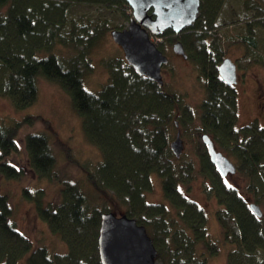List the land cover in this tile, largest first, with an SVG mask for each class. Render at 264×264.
I'll return each mask as SVG.
<instances>
[{
    "label": "trees",
    "instance_id": "16d2710c",
    "mask_svg": "<svg viewBox=\"0 0 264 264\" xmlns=\"http://www.w3.org/2000/svg\"><path fill=\"white\" fill-rule=\"evenodd\" d=\"M227 3L201 0L198 18L178 36L204 79L205 96L196 114L181 95L140 75L125 58L110 61L108 82L99 90L85 86V75L93 66L89 51L106 31L124 24L109 25L103 18L75 15L73 10L77 5L104 8L125 21L131 13L126 0H0V95L24 109L38 97L39 77L57 83L70 95L86 138L101 152L99 162L85 164L86 179H72L61 174L47 133L25 136L31 169L59 182L60 188L57 201L46 200L42 188H25L24 197L34 202L51 231L67 242L68 250L56 253L34 246L12 219L8 196L0 193V264L21 260L25 264H101V214L112 210L96 208L89 188L146 226L162 264H207L218 254L219 244L208 231L205 210L182 190L197 170L211 181L209 191L218 202L216 218L223 240L233 246L228 264H264V213L259 217L250 207L252 202L264 207V126L237 128V91L219 74L221 61L234 45L244 48L238 67L264 66V0H244L242 8L248 14L242 12L236 18L224 11ZM65 48L70 50L68 55L62 51ZM195 117L201 128L197 129L194 165L177 157L170 144ZM16 125L0 122V174L6 178L23 173L6 160L18 149ZM204 132L213 135L219 149L249 179L246 190L254 201L225 182L210 160L201 136ZM153 174L161 178L167 202L147 201Z\"/></svg>",
    "mask_w": 264,
    "mask_h": 264
},
{
    "label": "rangeland",
    "instance_id": "374dc122",
    "mask_svg": "<svg viewBox=\"0 0 264 264\" xmlns=\"http://www.w3.org/2000/svg\"><path fill=\"white\" fill-rule=\"evenodd\" d=\"M243 1L228 0L224 11L230 16L235 15V18L242 15V12L248 14L242 8L244 7ZM130 12L129 19L132 18V9ZM73 13L75 15L85 13L95 18H103L108 21L109 25L113 26L124 24L123 29L129 25V19L123 21L121 15H111L104 8L98 9L93 6L77 5ZM122 28L120 29L123 30ZM111 31H106L99 43L89 51L88 59L93 66L91 71L85 75L84 83L91 91L99 90L108 82L110 61L115 58H124L123 49L114 40ZM151 39L154 41L156 37L151 36ZM159 39L161 38L157 40ZM73 50L76 51V49ZM62 51L66 55L70 53L68 48ZM166 52L170 56V62L163 75L165 88L181 95L183 103L198 114L199 104L205 96L204 79L201 77L197 66L188 59L178 57L172 46H168ZM243 53L244 48L241 45H234L227 51L225 57H229L237 63V59ZM122 65L127 66L126 63ZM237 79V83L230 84L237 91V128L254 124L264 126V66L260 64H253L249 68L239 66ZM38 89V97L35 102L24 109L16 108L9 99L0 95V122L8 125L17 124L15 136L18 149L11 153L6 160L20 167L23 171L18 178H6L0 174V193H5L8 196L14 210L12 219L16 222L17 227L33 241L34 246L47 247L50 252L65 253L68 250L67 242L63 240L60 234L51 231L48 224L36 211L34 202L24 197L23 190L25 188L31 190L42 188L46 200L57 201L60 188L59 182L40 177L31 169L24 142L25 136L29 133H47L57 156V166L62 171L61 174L70 176L72 179L77 178L82 181L86 179L85 164L95 165L101 159V152L97 146L86 138L82 118L73 108L70 95L57 83L44 77L38 78ZM200 128L201 123L195 117L191 123L178 131L181 133L183 140V149L179 157H183L182 160L185 162L191 161L194 165L198 161L197 129L200 130ZM204 134H207L214 142L212 134L204 132L201 136ZM176 137L177 134L173 141L176 140ZM204 144L206 143L204 142ZM215 146L220 150L216 143ZM220 151L228 156L224 150ZM229 158L234 162L231 157ZM234 164L236 166V163ZM223 176L229 186L236 187L244 196L247 194L250 201H254L252 193H248L246 190L249 184V179L246 176L238 170L236 173H228ZM152 180L153 188L146 192L147 201L167 202L164 198L162 181L159 175L153 174ZM210 185V179L200 175L197 170L190 182L182 186V190L184 194L205 210L208 231L219 244L218 254L211 256L207 264H228V251L233 246L223 240L222 228L216 218L218 202L209 191ZM88 191L90 201L93 205H96V208L100 210L108 208L117 215L123 214V208L121 210H118V207L115 208L114 203L106 200L107 196L97 195L98 192L94 188H89ZM261 208L264 212L262 204ZM18 264L25 263L21 260ZM156 264H162V261L157 260Z\"/></svg>",
    "mask_w": 264,
    "mask_h": 264
},
{
    "label": "water",
    "instance_id": "95a60500",
    "mask_svg": "<svg viewBox=\"0 0 264 264\" xmlns=\"http://www.w3.org/2000/svg\"><path fill=\"white\" fill-rule=\"evenodd\" d=\"M132 9V18L127 28L113 30L114 40L122 46L127 62L140 75L158 81L163 85L161 67L168 61L166 55L158 48L151 36L163 34L172 29L179 34L192 25L198 18L201 0H126ZM176 53L187 54L183 43L173 45ZM220 76L228 83L237 82V64L231 58H223L219 65ZM208 146L210 160L223 175L236 173L234 162L222 151L207 134L202 135ZM170 147L179 157L183 149L181 133ZM252 211L259 217L263 210L259 204H250ZM1 247V239H0ZM98 252L101 264H156L158 249L145 225L126 213L117 215L114 211L101 214L98 235Z\"/></svg>",
    "mask_w": 264,
    "mask_h": 264
},
{
    "label": "flooded vegetation",
    "instance_id": "af4514ba",
    "mask_svg": "<svg viewBox=\"0 0 264 264\" xmlns=\"http://www.w3.org/2000/svg\"><path fill=\"white\" fill-rule=\"evenodd\" d=\"M130 21H131V18H130V20H129V24H130ZM128 27V26H127ZM123 29V28H122ZM119 30H121V29H119ZM113 31V30H112ZM111 31V32H112ZM179 34H176V33H174V31L172 30V29H168V30H166L163 34H161V35H158V36H154V37H156V40H154V42L156 43V45L158 46V48L163 52V54L164 55H166L167 56V58H168V61L166 62V63H164L163 65H162V67H161V74H162V79H163V86L165 85V80H164V78H163V75H164V70H166V68H167V65H169V62H170V56L167 54V52H166V49H167V47L168 46H172V48H173V45H174V43L175 42H177V41H181V39H179ZM158 38H161V39H159V40H157ZM182 42V41H181ZM183 43V42H182ZM121 46V45H120ZM183 46H184V44H183ZM122 47V46H121ZM123 49V48H122ZM184 49H185V46H184ZM174 51V50H173ZM123 53H124V50H123ZM178 57H182V58H184V59H188V56L185 58L184 56H183V54H179V53H176V52H174ZM185 53H186V51H185ZM124 58H125V54H124ZM224 58H226V57H224ZM126 59V58H125ZM189 60V59H188ZM235 62V61H234ZM128 63V62H127ZM129 64V63H128ZM237 64V63H236ZM130 65V64H129ZM135 69V68H134ZM238 69H239V67H238V64H237V78H238ZM136 70V69H135ZM137 72V71H136ZM138 73V72H137ZM155 81V80H154ZM156 82H158V81H156ZM237 82H238V79H237ZM236 82V83H237Z\"/></svg>",
    "mask_w": 264,
    "mask_h": 264
}]
</instances>
